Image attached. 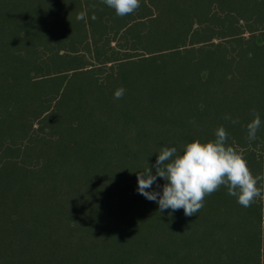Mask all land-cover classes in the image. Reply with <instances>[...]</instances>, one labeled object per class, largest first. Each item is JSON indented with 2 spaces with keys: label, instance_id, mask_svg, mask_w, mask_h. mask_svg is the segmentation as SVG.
I'll use <instances>...</instances> for the list:
<instances>
[{
  "label": "trees",
  "instance_id": "16d2710c",
  "mask_svg": "<svg viewBox=\"0 0 264 264\" xmlns=\"http://www.w3.org/2000/svg\"><path fill=\"white\" fill-rule=\"evenodd\" d=\"M218 126L264 175V0H141L122 17L0 0V264H264V194L244 207L222 185L185 216L136 191L162 147Z\"/></svg>",
  "mask_w": 264,
  "mask_h": 264
},
{
  "label": "clouds",
  "instance_id": "9594fccd",
  "mask_svg": "<svg viewBox=\"0 0 264 264\" xmlns=\"http://www.w3.org/2000/svg\"><path fill=\"white\" fill-rule=\"evenodd\" d=\"M102 2L122 17L134 12L141 0ZM87 18L85 11L78 12L75 17L78 21ZM91 19H95L94 14ZM124 93L125 88L121 86L114 90L113 96L119 99ZM225 119L237 123L230 116L226 115ZM261 123L259 114H255L245 125L249 141L257 138ZM228 138L225 127L218 126L214 139H193L179 149L176 146L162 147L157 152L155 163L137 172L136 191L156 202L160 212L183 209L185 216H192L203 207L205 196L223 185L238 204L248 207L264 194V175L253 174L247 160L230 146ZM158 178L164 181L162 185L157 184ZM154 184L157 188H153Z\"/></svg>",
  "mask_w": 264,
  "mask_h": 264
}]
</instances>
